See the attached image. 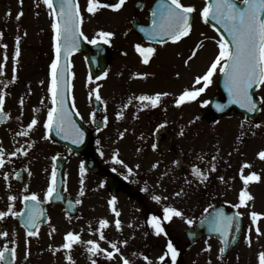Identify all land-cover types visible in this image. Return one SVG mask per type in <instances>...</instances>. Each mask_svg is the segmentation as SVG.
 <instances>
[{
	"label": "rangeland",
	"instance_id": "374dc122",
	"mask_svg": "<svg viewBox=\"0 0 264 264\" xmlns=\"http://www.w3.org/2000/svg\"><path fill=\"white\" fill-rule=\"evenodd\" d=\"M183 4L193 5L196 9L195 20L193 22L192 30L189 35L184 38L179 43L175 44H166L165 47L160 51L158 60L147 66V68L140 67L141 65L139 59L135 55L134 51H132L131 45L135 43L133 39V35H131V23H132V10L134 8V1L126 3L122 8L118 10V12L112 11L110 8H102L97 11L95 14L87 13L86 11V3L87 0L84 1L85 8V19L87 22L86 30L90 34H97L101 31H109L115 33L111 39H115L118 43L121 44V50L126 51V55H121L118 60L119 62H124V65L127 68H123L118 70L113 74V71L109 72L106 76L105 81L99 82V90L102 88L101 98L104 102L103 104L108 105L114 109L120 106V102H124L125 104L128 101L129 97L138 96L139 92L147 91V94L153 95L157 92H168V96H164L161 98L159 105L155 108L149 106L148 108L136 107L133 112L123 113L121 119H117L116 115L114 117L108 118V128L100 133V146L101 148L107 152L109 155L110 163L115 165V167L120 171L127 172V169L122 165L116 164L112 160L113 152L118 151L119 159H122L125 164L133 169L132 175L139 176L143 174V170L149 172L148 181L144 185V187L148 188V196L149 201L148 204L150 206H156L158 203L151 200V195H160L158 190H163L165 188H161V180H168L169 187L174 188H184L186 187V180L183 182H179L183 179L181 173L174 174L169 168H173L172 162L173 159L168 154H164L163 156H157L149 151L145 147H141L142 144L149 142L152 143L153 135L152 129L162 122V119L166 121H170L169 124L173 128L176 133H182V141L187 142L190 138L194 137L192 142L195 147L196 154L193 156V161L191 165H195L196 167L201 169V165L205 163V161L210 164L212 161V157L217 155V150L222 145H228V152L234 151L237 154L231 153L228 157L232 156V163L236 162V159H239V151L240 148H237L234 144H241L245 142L247 144L248 157L250 153L255 149L261 146H264V133L255 131L253 128L247 129L246 125L242 120H235L236 123L231 120H223L219 126L212 131L209 135L207 130L210 128V123L205 121L206 118H200L199 113L200 110L205 105V101H208L216 92H217V75L213 77L212 83L205 89L203 93H201L196 100L194 101H186L180 106H176L175 99L183 92L185 89H194L197 87L203 86V81L200 84H195V78L197 76H202L208 69V66L211 65L212 61L215 59V56L219 53L218 41L219 38L216 35L214 29L205 22L201 17L202 10V2L201 0H181ZM24 14H27L26 18H29V11H22ZM43 21L39 26L30 28L35 31V34H39V32H43L44 28L48 27V22L46 17L43 16ZM29 24V22H28ZM39 31V32H38ZM132 33H134L132 31ZM44 46H40L39 43H42L40 39L35 38L36 41V49L33 52H24L20 54L18 60L21 64L26 65L30 63V69L38 68L37 72H39L40 68H43V71L46 68L47 61L49 59V49H47L46 45L49 44V39L46 37H42ZM33 40V39H32ZM120 40V41H119ZM201 46L197 50V54L194 58H192L187 64H185V60L191 55L192 47H196L197 44ZM122 45H128V47H124ZM42 47L43 51H39ZM39 51V52H38ZM191 51V52H190ZM7 53V59L10 60L13 57L14 53ZM13 59V58H12ZM73 63L76 66L75 69V83L76 87L79 91V102L84 111L87 109V105L85 101L88 96L86 90V83L88 81L87 75V67L85 61L81 54L75 55L72 58ZM138 67V72L146 73L147 76L145 78L135 77L134 72L131 71V67ZM144 66V65H143ZM130 67V68H128ZM186 69V75L183 76V70ZM144 70V72H143ZM148 71V73L146 72ZM217 72V71H216ZM215 72V73H216ZM179 74V75H177ZM38 76L41 74L37 73ZM183 76V79H182ZM92 86V85H90ZM263 99V110L261 115V123L264 126V87L258 92ZM139 101L133 99V102L128 105L126 108H131L133 105L138 104ZM90 104V102H89ZM169 106V107H168ZM162 108L164 113L159 112V109ZM88 121L93 119L94 112L91 113V109H88ZM95 118V114H94ZM195 118V119H194ZM136 120H140V125L137 127L134 125ZM192 128H196V134L193 136L192 133H189L190 128L187 129V125ZM195 125V126H194ZM15 129V128H13ZM189 131V132H188ZM123 132V137L120 136V133ZM18 133V132H17ZM16 133V134H17ZM114 135H116L117 141L114 139ZM125 138L118 142V139ZM137 139V145L140 146V152L130 151V147L132 144L126 140V138ZM139 139V140H138ZM14 140H20V136L16 135ZM112 142L113 146L111 145ZM232 143V144H231ZM134 147L139 149L138 146ZM143 150H148L144 152ZM227 149H224V152ZM207 154V156H206ZM142 155V157H141ZM203 156V159L200 157ZM131 157V161L128 158ZM256 157L257 154H256ZM138 160V162H135ZM43 161L39 160L38 164H42ZM73 164V163H72ZM74 163L72 168L75 167ZM139 165V168H136V165ZM157 164L156 168H153L152 165ZM238 165V162L236 166ZM164 169H163V168ZM262 173H264V164L261 165ZM228 169V165L224 166V170L216 167L215 174L220 179V177H224V180L221 181L226 186H232L235 175L233 173L227 172L225 170ZM202 172L203 169H201ZM123 173V172H122ZM211 177L201 183L198 178H194L196 180L195 191L193 193L194 197L191 196L188 198L187 205L190 206L191 210H188L186 206L181 205L180 211L183 213V217H174L171 224H168L170 230H172L171 226L176 227V231L181 237L180 240L178 237L175 238V244L181 248L180 252V260L176 264H258L257 254L259 251L264 250V221H259L261 224V233L256 235L257 237L254 239V243L251 246L248 245L243 239L241 240L238 248L234 250L229 255L225 256L223 253L219 252V249L222 247L219 240L214 238L204 239L197 246H192L187 243V238L185 235V230L190 227V225L186 222V219H192L193 223H195L200 217H202L206 212L203 207L206 203V199L204 195L206 193H210L211 195L215 194L218 197L223 199V201H237V193L238 186H233V189L230 190L224 186H222L221 182L213 176V172L210 173ZM84 179V178H83ZM47 180V177L44 171H41L39 181L44 186V182ZM69 183L70 191L68 192L74 198H81L79 196V192L81 189L80 179L77 177L66 178ZM34 189L40 191L42 188L34 185ZM83 197H87L89 194L94 193L95 189L90 190L84 188ZM180 189H176V192H180ZM187 191L183 189L182 193H186ZM256 193V192H255ZM260 197L263 198V194L258 192ZM168 201L176 203L177 200L182 203L180 196L174 197V194L171 193L168 196ZM7 198L8 192L4 191L0 197V201L2 203L0 208H4L7 206ZM83 198V210L88 208V204L91 202V198L87 199ZM258 200V197H257ZM217 203V202H215ZM252 205V200L249 202ZM13 208L16 207V202L12 203ZM133 205V203H131ZM183 204V203H182ZM260 204V203H258ZM257 203L253 204L254 207H259ZM173 206V204H171ZM247 208V210H249ZM52 215L55 217V222L42 229L41 233L37 237H27L23 230L20 228H16L15 223L12 221L11 216L8 217V222L5 224V227L0 228V231H8V237H0V247L4 246V244H8L9 246L16 247L17 253L14 264H62L65 256L67 254L74 255L83 251H86V247L83 244L74 245L73 249L70 252H67L63 249L59 251H54L61 245L64 240V234L71 230L74 233H79L82 241H87L89 239L92 240L95 229L93 231V227L91 224L89 225H81L80 220H76L75 218H66V220H62L59 217L60 212L58 209H53L51 211ZM248 214V213H247ZM107 215V217H106ZM97 218H106L109 221L108 228L104 229V234L106 239L101 241L100 244L104 246V248H111L110 242L116 241L118 243V247L121 248V253L117 254L118 257H121L123 254H127L132 256L133 253L136 255L132 256V264H145L146 261L143 257L137 256V248H135L132 242V250L127 246V244H120L117 240L118 238L113 235L114 228H110L112 225L111 214L106 213L104 217L102 215ZM57 220H61L57 222ZM98 222V221H97ZM192 223V224H193ZM97 226V225H96ZM52 227H55L56 231L52 233L51 237L49 236V232ZM129 231H132L133 236L138 240L141 239L138 229L134 228V226L126 227ZM137 231V232H136ZM14 233V235H13ZM96 235V234H95ZM15 239L16 244L13 245L11 241ZM207 242V243H206ZM187 243V244H186ZM166 243L163 246L159 245L157 247L162 248L164 251L166 250ZM210 245V250H205L207 246ZM51 246V247H50ZM146 247V244H145ZM142 247L143 249L145 248ZM152 249V252L156 255L160 250L156 249L152 246L147 247L145 252H149ZM87 252V251H86ZM27 253V257H26ZM162 255V253H160ZM83 255H81L82 257ZM85 258V257H84ZM105 258V257H104ZM154 258V257H152ZM119 260L115 261V264H118ZM86 264H89L86 261ZM108 263V261H107ZM63 264H68L65 261ZM81 264H84L81 261ZM164 264H168L166 261Z\"/></svg>",
	"mask_w": 264,
	"mask_h": 264
},
{
	"label": "snow or ice",
	"instance_id": "6c2138e0",
	"mask_svg": "<svg viewBox=\"0 0 264 264\" xmlns=\"http://www.w3.org/2000/svg\"><path fill=\"white\" fill-rule=\"evenodd\" d=\"M126 0H117L115 3H101L100 0H87L86 11L90 14H95L102 8H110L112 10H119ZM22 3V0H21ZM43 4L47 6L50 10V15L52 16L51 28L53 30V48L55 50L56 58L52 60L50 69H51V82L48 88L49 93L51 94V103L52 106L47 109V118L43 123V127L51 131L53 128L56 131L57 135H63L65 140L71 139L73 144H79L84 138V131L81 127L73 120L72 115L67 106L68 101L66 98V91L70 89L71 84L68 77L70 73V62L66 66L60 64L61 53L63 52L64 57H67L79 47V39L83 38L88 41L90 44H97L98 40L96 38L89 39L85 36L84 32L81 30L82 25V15L80 10V5L78 0H58V9L54 5V0H43ZM196 9L193 5H185L181 0H159L156 10L153 11L152 16V27L150 30L141 29L142 31H148L149 38H157V42L160 44L165 43V38L171 40L172 42L180 41L181 38L187 37L192 29V19L193 14ZM23 12L17 14V20L21 18ZM201 17L205 22H208L209 18L211 20L217 21L223 26V29L231 37V42L224 39L223 36L220 37L218 41L219 53L215 56V59L212 61L210 67L202 76H197L195 78V84H200L203 81L202 87H197L195 90L185 89L183 92L175 99L176 106H180L186 101H194L196 98L205 91V89L212 83L213 74L217 71L218 65L219 72L223 73L224 76V86L228 91L229 96L231 97V102L239 104L241 108L247 109L248 112L256 111L258 106L254 100V88H259L261 85H264V0H210L206 2L205 6L201 10ZM3 33H0L2 36ZM114 35V33L109 31H100L98 33L99 39L103 40L104 43H108L109 39ZM20 40L21 37L18 35L15 37V52L13 60L15 61L21 54L20 49ZM201 45L198 43L196 47L192 50L191 55L185 60L187 64L192 58L197 54V50ZM2 47L6 48L7 45ZM135 51L142 58V63L147 65L156 52V48L152 46H143L140 43L135 44ZM4 59H7L5 54ZM3 65L0 64V74H2ZM105 76L107 73L104 74ZM135 77L145 78L146 73H134ZM179 75V74H177ZM15 64L13 67V79L11 82H15ZM89 80H92V77H88ZM96 79H100L99 76ZM43 83V82H41ZM90 96H94L96 101L104 103L99 94L97 88L92 89L89 93ZM168 92H157L153 95L141 94L134 97H129L124 107H128L129 104L133 102V99L141 102L140 107L148 108L151 106L155 108L159 105L161 98L168 96ZM21 107H23L24 100L23 98L19 101ZM207 103V101H205ZM5 96L2 91H0V122H3L8 119L7 113L4 112ZM218 110H222L223 105H216ZM34 112H38L39 109H33ZM94 115V114H93ZM123 113L118 112L116 115L117 119L122 118ZM19 119V117H17ZM106 117L105 121L106 122ZM247 119V117H245ZM38 123V120L35 116L27 124L26 128H23L16 135L18 136H28L29 131L34 128ZM260 125L257 124L256 127ZM163 127V125H161ZM99 130V125H98ZM182 134V133H181ZM124 133L121 132L120 136L123 137ZM50 137L46 134L44 139H49ZM27 147H32L34 142H26ZM99 143V141H97ZM153 149L157 146L153 144ZM99 151V149H97ZM26 155L27 150L24 146L16 148L15 151H12L8 154L10 157H15L17 154ZM103 154V153H101ZM258 157L261 160H264V150H261L257 153ZM118 151L113 152L112 160L118 164L122 165L127 169L128 173H132L133 169L129 167L122 159L118 158ZM56 156L52 157V160L55 161ZM203 159V156L200 157ZM216 156L212 157L211 171L216 170ZM5 152L0 148V167L5 165ZM174 163H179L174 161ZM139 168L137 164L135 166ZM153 168L157 167V164L152 165ZM251 165L245 162L241 165L239 176L243 182V187L239 191L238 203L233 205L234 208H241L248 205V202L253 199L252 195L248 192V186L252 182H258L261 180V176L252 171L249 174H244L245 168H250ZM80 184L81 189L79 196L84 195V179L85 174V165L81 162L80 165ZM113 171H116L113 168ZM192 174L199 179L201 183H204L209 179V176L206 172H202L200 168L193 165ZM56 176L57 170L56 165L53 164L50 183L47 187V191L44 194L45 200L50 199L54 193L57 192L56 187ZM128 179V176L124 177ZM4 179L7 181L8 173H4ZM220 180L223 181L224 177H220ZM187 182V181H186ZM102 186V185H101ZM143 192H147L148 188L144 187L141 189ZM175 193L176 196H180L182 193ZM60 195H56V199H61ZM151 200L159 203L161 201V196L151 195ZM9 203L7 204L6 211H0V221L4 220L9 214L12 217L20 216L21 213L17 212L13 208L12 202L17 198L16 196H8ZM164 199H167L165 197ZM24 201H32L34 203L30 205H25L27 211L24 213L25 219L23 224L26 229L27 237H36L39 234V224L40 218L43 215V209L40 208V201L38 200L37 194L35 192L31 195L23 196ZM82 201L77 198L75 204H80ZM72 203L71 201L69 202ZM108 205L112 213H114L116 219L114 221L115 228L117 231L121 230L122 222L119 219L120 211L117 208V197L115 195L111 196L108 200ZM209 207H212L209 205ZM163 216L162 218L158 215L151 214L148 216L146 223L154 230V234L167 235L165 228L162 226L163 221H171L173 217H183L182 211L167 205L163 207ZM208 209H205L207 212ZM242 213L236 212L235 215H227L223 208L217 209L214 214L211 216V222L213 224V230L220 234L221 243L227 244L229 240V233L233 229V226L239 229L240 225L237 222L236 218L241 216ZM251 218L252 225H256L258 220L261 217H264V213H259L257 211H251L249 213ZM186 222L191 225L193 223L192 219H186ZM109 226V221L106 218H100L98 221L97 231L99 232V240L103 241L106 239L104 234V229ZM131 226V225H129ZM55 227H52L49 236L51 237L52 233L55 232ZM257 235L261 233L259 227L255 228ZM14 235V233H13ZM193 235H195L193 233ZM8 231H0V237H8ZM246 242L249 246L252 244V239L249 235L245 236ZM64 242L59 245L54 251H59L63 249L67 252H70L74 245L83 244L86 247V251L89 254L88 258L91 261V264H97V260L93 257L103 254L109 260L114 258V254L121 253V248L118 247L116 241L110 242L111 251L104 249L96 240H87L82 241L79 233H74L69 230L64 234ZM13 245L16 244L15 239L11 241ZM120 244H127V241H120ZM207 243V242H206ZM51 247V246H50ZM210 245L207 246L205 250H210ZM11 252L12 260L16 258L17 249L16 247L9 248L8 244H4L3 248L0 249V261L5 260V255L8 252ZM225 248L221 247L219 252L224 253ZM136 255V253H133ZM179 251L174 243L169 239L166 244L165 252L158 257L160 262H164L165 258L170 256L171 264H176L177 256ZM27 257V253H26ZM65 259L68 261V264H76L73 260L72 255L67 254ZM145 261L149 260L148 256H143ZM258 264H264V250H261L257 254ZM122 264H132L128 258L121 255ZM8 264H12V261H8ZM210 264V262H209Z\"/></svg>",
	"mask_w": 264,
	"mask_h": 264
},
{
	"label": "flooded vegetation",
	"instance_id": "af4514ba",
	"mask_svg": "<svg viewBox=\"0 0 264 264\" xmlns=\"http://www.w3.org/2000/svg\"><path fill=\"white\" fill-rule=\"evenodd\" d=\"M85 0H79V5H82ZM134 1V8L132 10V21L139 20L140 22L147 24L150 21L151 18V11L157 0H126L125 4ZM238 1V0H237ZM100 2L107 3V0H100ZM206 2H209V0H206ZM124 4V5H125ZM29 11L30 13L29 18H26L27 14H24L21 16L19 20H17V14L21 11ZM50 10L47 8L46 5L43 4V0H0V33H3L2 36H0V64L3 65L2 74H0V91L3 92L5 96V104H4V112L7 113L8 119L0 122V148H2L5 152V165L3 167H0V197L4 191L8 192L9 195L16 196V200L13 201L16 202V207H14V210L17 212H21L25 210V205H30L34 202L32 201H24L23 196L25 195H31V193L35 192L37 194L38 200L42 203H45V206L48 210H52V208L57 207L60 205L54 204L50 201V199L45 200L44 194L47 191V187L50 183L51 178V172L53 168V164L56 165L57 170V164L56 160L53 161V156H66V161L63 164L62 168V189L66 193L69 190V183L66 178L68 176L70 177H77L81 179L80 176V165L81 162L85 165V159L92 158L91 165H85V174L83 176L84 178V184L83 187L86 189H96V193L91 196L89 194L87 199L93 197L95 202V208L98 209L99 214H104L101 209L104 208V203L108 204V200L111 198V196L115 195L117 197V208L120 211V217L119 219L122 222V228L121 230L117 231L115 228L114 221L116 219L114 213L111 212L109 208V214H111L112 221V227L116 230L115 233L117 234V240L120 241H127V246L131 244V238L130 234L131 232L126 228L129 227L131 223L130 215L131 213L127 210V205L134 203L136 204V214H139L140 216L144 215V218H146L145 212L148 210V194L147 192L141 191L142 188L136 187L129 179L130 173L127 174L128 179H125V176H122L125 181H119L114 184H108V176L110 172L113 171V165L110 163L109 155L103 147L100 146V133L104 131L106 128H108V118L114 117L118 112L122 113H130L136 110V107L140 106L139 102L138 104L133 105L131 108H125L124 102H120V106L116 109L105 105L100 102V110L97 111L95 109V105L86 103L87 109L86 111L83 110L78 98H79V91L76 87L75 83V69L76 66L73 63L71 67V100L72 104L76 109V112L80 115L82 120L86 123L88 127V131H84V134L87 135V138L89 140V143L78 152H74L72 149L69 148V146L61 141H57L53 136L51 131L46 130L43 127V123L47 118V109L52 106L51 103V94L48 91L50 82H51V61L47 62L46 68L43 71V68L41 67L39 72H37L38 68L30 69L29 66L30 63H27L26 65H23L19 62L18 58L14 61L12 58L10 60L4 59L6 52L8 53H14L15 52V37L20 36V49L21 54L24 52H33L36 49V41L35 38H38L41 40L42 43H39L40 46H44L42 37H46L49 39V44L46 45L47 49L53 48V32L51 28L52 23V16L49 14ZM85 11L82 12V16L84 17ZM43 16L46 17V20L48 22V27L44 28L43 32H39V34H35V31L30 29L31 27H37L43 21ZM29 22V24H28ZM132 22V24H133ZM84 25V20H83ZM132 31L134 33H132ZM131 35H133V39L135 40V43L131 45L132 51H134L135 55L139 59L141 65H138L140 67L147 68V66H143L142 58L139 56V54L135 51V44L140 43L143 46H152L156 48V52L150 59L148 66L151 64H154L158 58L159 53L162 51L163 46L165 43H154L146 41L142 36L137 34L133 29H131ZM33 39V40H32ZM120 41V40H119ZM3 45H7L6 48L2 47ZM113 47L111 48V60L109 62V72L113 71V74L117 72L120 69L127 68V66L124 65V62H119L116 60L121 55H126V51L121 50V44L118 43L115 39L112 40ZM124 47H128V45H122ZM39 51H43L42 47ZM38 51V52H39ZM14 56V54H13ZM15 64V82H11L13 79V67ZM86 67H87V75L88 77L91 75V72L88 68V64L85 61ZM220 65L217 67V72L215 73V76L218 74V69ZM130 68V67H128ZM132 72L134 73H140L138 72V67H131L130 68ZM183 70V76L186 75V69ZM108 71V70H107ZM144 72V70H143ZM37 73L41 74V76H38ZM182 76V79H183ZM92 77V75H91ZM89 83H86L85 85L88 86V84H94L95 86L87 87V94L92 91V89L97 88L99 92V81L100 79H96L92 77V80H89ZM43 82V83H41ZM141 94H147V91H141L138 95ZM84 97H88L82 94ZM101 96V95H100ZM91 98L93 96H90ZM261 97V96H260ZM259 97V98H260ZM23 98L24 104L23 107H21L19 101ZM262 98V97H261ZM260 98V99H261ZM169 107V106H168ZM33 109H39L38 112H34ZM88 109H91V113L94 112L95 118L93 115V119L91 121H88ZM165 110L162 108L159 109V112L164 113ZM261 115L262 111L260 113V119H253L249 118L246 115H244L241 112H233V113H227L221 117H214L213 114L207 115L208 121L212 124L217 123L218 121L223 120H242L243 123L246 125L247 129L253 128L255 130V127L257 124H259V127H256V130H260L261 127ZM35 116L38 120V123L32 130L29 131L28 136H20V140H14L16 137V133L20 132L23 128H26L27 124L31 121V119ZM19 117V119H17ZM103 124H101L100 120H104ZM247 117V119H245ZM195 119V118H194ZM170 121H166L162 119V122L156 125L152 129V134L156 131L157 128H160L161 125L163 127H166L170 132L175 133L173 128L169 124ZM99 125V130H98ZM134 125L137 127L140 125V120H136L134 122ZM190 124L187 125L186 131L188 128H190V132L193 136L196 134V128L189 127ZM195 126V125H194ZM15 128V129H13ZM255 130V131H256ZM264 133V131H263ZM48 135L49 139H44L45 135ZM178 134V133H177ZM178 149L170 152H162L160 150L156 149V153L163 156L164 153H168L169 155H172L173 157H176V155L179 154L178 162L179 164H182L181 166L177 165V170L182 172L185 180L192 183V165L191 162L193 161V138H190L187 142L182 141V135L178 134ZM115 141L117 140L116 135H114ZM99 141V143H97ZM26 142H34L32 143V147L28 148ZM111 145L113 146L112 142L110 141ZM232 144V143H231ZM237 146V148H240L239 151V159H236L235 163H232V156L228 157L231 153L237 154V152H228L229 149L225 151L226 155L224 159L231 163L236 171L237 174L235 176V179L237 180L235 186L239 184L238 187V193L237 197H239V191L243 187V182L240 179L239 172L241 165L247 162L251 165L250 168L244 169V174L247 175L252 171L257 172L261 176V180L258 182H252L248 186V192L252 195V205L248 202V205L245 207H241L239 209L234 208L233 205L238 203L237 201H226L223 202V205L227 207V209H232L237 212L242 213L241 217L245 224V231L243 232L242 236L244 241L246 242L245 236L246 234L251 237L252 240H254L257 236V233L255 231V228L258 227V224L252 225L251 218L249 213L251 211H257L259 213H264V173H261L259 168L261 166L260 160L256 157L257 151L253 149V151L250 153V156L248 157V147L245 142H242L241 144H234ZM21 146H24L27 150L26 155L17 154L15 157H10L8 154H10L12 151H15L16 148H19ZM99 149V151H97ZM103 153V154H101ZM42 160V164H38V161ZM101 160L104 161L103 165L101 166ZM238 162V165L236 167V164ZM74 163L75 167L72 168V165ZM178 164V163H177ZM264 164V163H263ZM233 167H231L233 169ZM116 168V167H115ZM41 171H44L47 180L43 184L40 183L39 177L41 174ZM207 171L208 173L211 172V168L209 165H207ZM117 172V171H116ZM4 173H8V179L7 181L4 179ZM23 182H26V187L23 186ZM130 182L131 188H129L128 183ZM234 183V181H233ZM34 185L38 186L39 188H42L40 191H37L34 189ZM102 185V186H101ZM233 186V185H232ZM230 186V187H232ZM261 192L263 194V198L260 197L258 192ZM256 192V193H255ZM206 201L209 202V205L212 207L217 205L214 204V199H218L215 197H218L217 195H210L206 194L204 195ZM258 197V200H257ZM12 202V203H13ZM9 203L7 199V204ZM218 203H221V200H218ZM258 204L259 207H254L253 204ZM2 203L0 201V207ZM109 207V205H108ZM247 210V208H249ZM210 208V207H209ZM7 206L4 208H0V211H6ZM106 210V209H105ZM141 211V213H140ZM49 212V211H48ZM248 213V214H247ZM142 214V215H141ZM11 215L9 214L8 217ZM6 217L4 220L0 221V228L5 227V224L8 222V218ZM93 217V214L91 210H89L86 214L83 215L84 220L92 223L94 226L93 230L95 229L94 235L92 240H96L99 244L101 240H99V232L97 231L98 223L91 221L90 218ZM12 221L15 223V226L20 227L21 223L18 218L12 217ZM264 220V218H263ZM146 225V221H143ZM97 225V226H96ZM142 228V224L139 226ZM147 227V226H146ZM150 232V229H149ZM153 233V231L150 232ZM96 234V235H95ZM241 236V238H242ZM152 237V236H151ZM156 238L157 242L152 241L153 249L158 248L157 245L160 243H163L164 240V234L156 235L154 234L151 239L147 238L148 242L150 240H153ZM101 245V244H100ZM81 255H83L81 257ZM88 253H85V251H82L78 254H74L73 260L76 262V264H81V261H83L84 264H86L85 260L91 264V261L88 258ZM141 255H146L149 257V260L146 264H162L158 260V253L156 255L152 252V250L149 253H142ZM124 257H128L129 255L123 254ZM156 256V263L152 262V260H155L152 257ZM85 257V258H84ZM105 257V258H104ZM93 259L97 260V264H115L116 259L109 260L106 256L103 254L93 257ZM67 261L66 259L63 260V263ZM108 261V263H107ZM68 262V261H67ZM62 263V264H63Z\"/></svg>",
	"mask_w": 264,
	"mask_h": 264
},
{
	"label": "water",
	"instance_id": "95a60500",
	"mask_svg": "<svg viewBox=\"0 0 264 264\" xmlns=\"http://www.w3.org/2000/svg\"><path fill=\"white\" fill-rule=\"evenodd\" d=\"M112 1H117V0H112ZM211 21L220 31L226 32L223 29V26L221 24H219L217 21H214V20H211ZM134 27H136V24L134 25ZM165 40H167V38H165ZM105 50H106V55H104V54L101 55V57L103 58V62L101 63V66L103 68L106 66V61L108 60L107 49L105 48ZM86 52H87V55L89 56V61L91 62V55L93 54V51L90 48H88V50ZM98 72H100V71H98ZM220 84L222 85V79L220 81ZM255 89L256 88H254L252 91L254 92ZM228 100H229V103H230V107L226 109V106L223 103V108H222L221 111H228V110H231V109H232L231 111H233V110H235L234 107H237L236 106L237 104L231 102V99H228ZM218 101H220V102H218ZM221 102L222 101L216 97L214 99V101H211L210 104L207 107L204 108V111H213L214 113H219V112H217L216 105L217 104H221ZM164 135L165 134L159 133L160 138H162ZM160 142L161 143H165V140L161 139ZM158 146L163 147L159 142H158ZM217 209H220V208H216L213 211H211L204 219H202L201 221L198 222V224L196 225L195 228L190 229V230L187 231V235L190 238L191 242H195L198 239H200V238H202V237H204L206 235H215V236H219L220 237V234L213 230V224L211 222V216H212V214H214V212ZM225 214L231 215L229 212H226V211H225ZM232 215H234V214L232 213ZM236 220L239 223L240 227H239V229H237L235 227V225H234L233 229L230 231L228 243L227 244H223L224 248H225V251H224L225 254L230 252L238 244L239 235H240V232H241V229H242V223H241V221L238 220V218H236ZM193 233L195 235H193ZM10 260L13 262L12 257H11V252L9 251L5 255L4 264H8V261H10Z\"/></svg>",
	"mask_w": 264,
	"mask_h": 264
}]
</instances>
